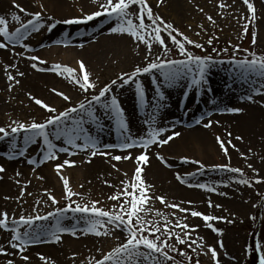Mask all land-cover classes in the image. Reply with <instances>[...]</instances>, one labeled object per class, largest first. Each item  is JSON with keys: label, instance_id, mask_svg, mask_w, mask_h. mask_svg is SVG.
<instances>
[{"label": "rangeland", "instance_id": "rangeland-1", "mask_svg": "<svg viewBox=\"0 0 264 264\" xmlns=\"http://www.w3.org/2000/svg\"><path fill=\"white\" fill-rule=\"evenodd\" d=\"M1 1L3 0H0V3ZM86 1L68 3L69 13L66 15L63 13L58 18L48 12L52 20L43 17L41 22L45 27L39 32L33 33L24 41L28 48L32 49L31 53L26 52V48L20 46H16L14 49L11 47L0 49L6 54L13 52L12 55L10 54L12 64L0 68V127H6L12 120L25 123L32 120L43 122L46 116L50 114L37 105L32 99L33 97L55 107L57 112H60L78 104L81 100H84L85 96L91 98L92 95L98 94L102 87L117 79L122 73H131L136 66L143 67L148 62L146 46L142 43L138 44L127 34L111 33L110 28L115 25V21L109 23L103 17L79 25L59 23L56 26L58 36L55 35V31L52 39H44L45 32H49L47 30L48 26L57 19L81 18L83 15L94 12L88 10L87 4L94 5L95 3L89 0V3L86 4ZM249 2L256 9L254 21L251 20V13L243 0H163L162 3H158V0H148L154 14L159 15L166 23L172 24L184 36L203 45L202 49L186 45L188 51L202 57L211 56L214 61H217L210 68L207 75V88L210 89L209 91L216 93L212 99L213 103L203 106L204 103H201V97L204 93L200 90L184 96V92L187 91L184 87L168 89L164 106L156 112V124L154 125L156 128L166 130L162 133L163 138L172 135L174 132L182 134L184 131L198 132V130H202L203 134L207 136V139H205L208 141V145H205L202 148L203 150L200 148V151L198 145L192 141L188 144L189 149L184 150L182 148L183 150H178L179 148L174 149L173 138L166 145L150 146L147 151L148 163H141L143 178L147 184L153 186L152 194L165 197L168 203L183 202L182 207L223 218L210 222L215 229L222 233L220 235L208 228L201 218L188 215L184 222L189 224L190 227L196 228V231L191 233V239L202 237V241L198 240L197 244L203 243L205 247L202 251L197 245H193L197 248L196 252H193L186 245H176L178 251L169 252V255L174 257L176 264H188L186 258L179 254L180 252H187L192 257L191 264H195L197 259H199L200 264H214L210 253L204 254L208 246L216 248L220 264H258L257 254L253 250L255 237L257 236L258 241L264 243V206L261 205L264 202V182L256 183V180L264 181V79L241 77L235 65L231 63L233 60L248 58L249 52H254L257 56H264V0H249ZM221 4L225 6L221 8ZM94 6H96L95 11L99 10L97 4ZM15 12L21 15L24 22L31 18L19 13L18 10ZM36 12H38L36 7H30L27 11V13ZM208 16L213 18L214 24L207 19ZM133 19L134 22L138 23L134 16ZM245 24H248L246 34L244 32ZM18 26L19 24L9 18L10 30H14ZM254 32L256 34L255 44L252 43ZM79 35H82V40L78 39ZM162 35L172 49L165 58L183 59L178 49L172 45L171 40L167 39V34L162 33ZM177 38L182 39L179 36ZM209 39L213 41L211 45L207 43ZM0 42H3L2 38H0ZM102 43L106 46H112L110 47L111 50H104L105 47L100 48ZM62 45H66V47ZM91 46L95 48L97 53H94L95 55L90 61H86L83 57L84 54H79L84 51V48ZM127 46L129 47L128 53L123 54ZM51 49L73 50V52L63 56L56 53L51 56L45 54V51ZM213 49H216V51H213ZM225 49L227 51H224ZM76 54L79 55L77 60L83 61L88 69L86 70L91 74V82L96 84L94 91L90 90L88 93H83L77 85L65 78L66 74L58 75L50 70L36 72L31 67L33 63L37 64V68L44 69H51L54 64L72 67L71 62L74 60L72 57ZM33 55L47 63L40 64L39 61L30 60L28 57ZM157 55H163V50L159 45L154 44L152 58L154 59ZM62 58H65L66 62ZM220 61H223V63ZM19 73H23V75L21 76ZM39 74L46 76V78H37L36 75ZM8 75L14 76L15 79L10 81ZM156 75L159 77L158 72ZM138 79L143 83L145 90L147 89L146 95L152 102L146 113L155 112L156 109L152 105L155 104L156 100L151 97L153 94L150 93L155 86L151 83L148 75L138 77ZM16 81H19V83H16ZM160 82L163 83L162 78H160ZM120 83L118 80L108 98L110 99L112 95H115L121 108H125L129 99L132 102L134 100L136 95L135 85L129 84L121 88ZM56 92L68 95L71 102L64 101L61 96L56 95ZM248 96H251L252 99H247ZM220 97H223L226 102L217 106L216 102ZM134 106L136 107L134 112L138 116L136 118L138 124L130 129V135L133 138H138L146 135L149 125L145 123L146 113H139L137 106L133 104ZM228 108H238L242 111L230 113L226 111ZM212 110H220L216 114L218 119H224L226 124L230 123L229 126H232L225 134L227 137L215 131L218 124L205 127V124L196 123ZM97 116V123L85 124V127L98 140L100 149L111 152L112 155H128L127 151H121L118 148L105 149L103 147L106 144H119L122 137L117 131L114 120L106 116L99 105H97ZM249 116L254 117L253 120L256 119L257 127L254 129L255 131L236 132L238 126L243 124L239 118L246 119ZM125 118L127 120L126 113ZM161 120L165 121L168 126L174 125L176 127L170 129L162 126ZM173 120L174 123L171 122ZM190 125L191 127L188 128ZM183 126L186 129H183ZM229 133H231L230 136ZM199 135L201 136V134ZM237 136L242 139L237 140ZM217 137L225 142V146L228 148L227 156L220 148ZM229 140H231V145H235V148L227 143ZM16 142L18 149L27 147L29 153H35L39 149L43 152V147H45L42 138H38L37 144L25 146L23 133L17 136ZM54 142L57 144V148L67 146L62 141ZM78 143L80 142L78 141ZM10 149V137L0 140V156L2 162H4L0 165L6 169L4 173H0V177L5 178L7 176L5 174L9 172L6 162L16 163L14 172L10 177H7V181L13 188L12 193L2 194L0 192V213L6 211L10 220L12 218L18 220L21 215L25 217L37 214L47 215V213L55 211L56 208H64L69 203L64 198L63 183L55 171V166L61 164L64 160L75 162L74 167L65 166L61 170V174L69 179L72 190L81 194L74 196L72 199L80 204L100 201L97 206L106 210L112 208L115 202L108 199L109 194H112L114 189L108 187L105 181L119 186L121 181L133 175V170L137 166L133 160L114 161L111 160L110 156H99L98 160L93 162L94 159L89 158V152H77L76 149L71 148L69 153L58 152V160L41 163V159H35L37 165H30L27 163L29 159L27 155L8 160ZM207 149L214 150L213 154L208 155ZM138 150H130L133 157L141 154V152L135 153ZM73 152L76 154H72ZM158 155L164 158L163 163L157 158ZM184 158H187L188 161H199L205 167L200 169L198 164L185 163L183 162ZM95 164L98 165L96 166L97 169L92 168ZM113 165H115V168ZM126 165H129V169H125ZM215 165H230L233 168L241 169L243 178L248 179L251 186L237 182L241 178L239 173L215 169ZM154 167L157 170L155 168L154 173L150 174V169ZM116 169H119V171ZM17 172L20 173L19 176L16 175ZM163 172H167V174ZM124 173H127V177ZM192 173H195V175H190ZM177 174L183 177L186 183H181L177 179ZM37 177H43V179H37ZM17 181L20 183H17ZM25 184H27L25 195L22 199H18L20 190ZM188 184H207L209 187L215 188V191L208 192L198 187H189ZM28 193H31V195ZM49 193L59 201L58 204L53 205L48 200L47 194ZM220 193H224V195ZM188 196L195 198L190 199ZM37 200L41 201L39 205L36 204ZM209 200L212 207H209ZM189 201H191V204L188 203ZM217 205L220 207H217ZM152 207L153 212L146 219L156 218L160 220L161 224H163V218L154 216L156 210L169 215V219L173 222L175 218L185 216L184 213L176 212L174 218L170 215L174 210L166 208L159 201H154ZM75 215L79 216L80 214ZM73 216L74 214L69 212L62 220V225L71 226L75 223ZM251 217H256V219L253 220ZM55 222V219L50 217L48 221H36L35 225H55ZM20 230L24 231V227L22 226ZM176 231H179V229H176ZM10 235L9 232L0 229V248L8 253L7 255L0 254V264H7L9 259H12L14 264H25L20 259L18 249L11 248ZM124 235L119 230H116L115 235L112 237L85 235L79 231H77L76 236L64 233L58 243L48 242L51 237L42 238L41 241L32 243L34 246L28 247L24 255L30 258L27 264H45V261L39 259L40 255L46 258L47 264H88L90 260L101 259L103 254L122 242ZM115 237L121 239L118 240ZM220 241L223 242V248L220 247ZM169 243L175 244V241L171 240ZM30 248H34L35 251L29 250ZM49 252H53V255L56 254V256H48ZM160 259L163 260V257H160ZM166 264H173V262H166Z\"/></svg>", "mask_w": 264, "mask_h": 264}, {"label": "snow or ice", "instance_id": "snow-or-ice-1", "mask_svg": "<svg viewBox=\"0 0 264 264\" xmlns=\"http://www.w3.org/2000/svg\"><path fill=\"white\" fill-rule=\"evenodd\" d=\"M93 3L98 5L99 10L90 14L83 15L81 18L65 19L63 21L56 20L51 23L47 30L52 31L56 28L57 24L64 23L68 25L86 24L89 21H93L96 18L103 17L106 21L111 23L115 21V25L110 28V32L113 34H127L133 38L137 43H142L147 48V60L145 66H136L131 73H122L117 79L112 80L111 83L102 87L98 94H94L91 98L85 96L84 100H81L78 104L68 107L63 111L57 112V109L48 105L40 99H34L35 103L41 108L45 109L50 115L46 116L43 122H37L32 120L29 123L12 120L6 127H0V140L5 138H11V149L8 159H15L17 156H25L27 153V147L17 148L16 138L19 134L23 133V143L25 146L37 144L38 138H42L43 156L41 163L47 161L58 160L59 153H69L71 149H79L85 152H89L91 157L97 155L110 156L111 160H133L137 165L133 170V175L126 180L121 181L119 186L112 185L105 181L108 187L114 189L112 194H109L108 199L115 202L110 209H104L98 207L100 201H90L84 204L77 203L72 198L74 196L81 195L74 192L70 187L69 179L61 174V170L65 166L74 167L75 162L64 160L61 164L55 166V171L63 183L64 198L69 203L64 208H56L55 211L47 213V215H35L25 217L21 215L19 219L12 218L10 220L9 214L5 211L0 213V229L9 232L10 246L12 249H18L20 253V259L27 264L29 257L24 255L27 248L37 241H41L42 238L51 237L48 242H60L61 235L68 233L72 236L77 235V231L82 232L85 235L92 234L97 237H112L115 235L116 230L125 234L122 242L113 247L106 254H103L101 259H93L88 264H166V262H173L176 264L174 257L169 255L171 251H178L176 245H186L193 252H196L197 248L193 245H197L202 251L204 250V244H197V241H202V237L191 239V233L196 231V228L190 227L185 223L188 215L191 217L201 218L208 228H211L213 232H218L210 223L213 220L223 219L221 217H214L212 215H206L197 210H190L182 207L181 203H168L165 197L155 196L152 194L151 185L147 184L143 178V167L141 163H148L147 151L152 145L163 146L169 143L174 136H179V132H174L172 135L166 138H161V134L166 131L164 128H156V112L160 111L164 106V102L167 99V90L174 87H184L187 91L184 92V96H188L191 92L200 90H210L207 88V75L212 66L217 63L211 56H199L194 55L188 51L186 45H192L195 48L202 49L203 45L197 43L183 33H180L172 24L166 23L159 15L153 13L152 7L149 5L148 0H92ZM163 0H158V3H162ZM243 3L247 5L248 11L251 13V20H255L256 9L249 0H243ZM225 5L221 4L223 8ZM14 8L19 13H23L31 18L26 22L22 21L21 15L16 12L11 14V20L19 24L14 30H10L9 19L5 16H0V38L3 42H0V49H9L20 46L21 48H28V45L24 43L33 33L39 32L45 25L41 22L43 17L41 12L27 13L26 9L19 4H14ZM43 8V5H41ZM202 11V9H201ZM133 16L135 20L134 22ZM48 20H52V17H48ZM207 19L211 23H215L211 16ZM148 21V23H146ZM201 27H203L201 25ZM248 24L244 25V32L247 33ZM162 33L167 34V39L171 40L173 46H175L179 54L183 59H167L168 53L171 52V48L166 43V38ZM175 33V34H174ZM199 35V33H197ZM182 39H178L177 37ZM212 39H209L207 43L212 44ZM252 43H256V34L253 33ZM159 45L163 50V55H157L152 58L153 45ZM29 51L32 49L28 48ZM216 51V49H213ZM224 51H227L225 49ZM32 61H39L40 64H46L44 60H40L39 57L33 55L28 57ZM223 63V61H220ZM238 70V74L246 79H264V56H257L254 52L248 53V58L242 60L231 61ZM79 72L69 66H63L60 64L52 65L51 69L37 68V64L33 63L31 67L39 71L50 70L56 72L58 75H65L66 79L74 83L79 87L83 93H88L90 90L96 89V84L91 82V74L86 70L83 61L78 62ZM7 71V69H5ZM159 73L157 77L156 73ZM23 75V73H19ZM148 75L151 79V83L155 86V104L152 105L156 112L146 113L145 123L149 125L148 131L145 136L133 138L130 135V129L125 118L124 110L121 108L119 101L115 95L109 97V93L112 91L113 86L117 85L119 80L120 87L125 85L134 84L135 92L138 99V103L141 107L147 108L152 102L146 95L145 87L138 77ZM160 78L163 83L161 84ZM8 79L14 80L15 77L8 75ZM19 83V81H16ZM55 92V90H53ZM56 95L61 96L66 102H71V98L62 93L56 92ZM103 98V100H102ZM247 99L251 100L252 97L248 96ZM97 105L104 110V114L110 119H113L117 131L119 132L122 140L119 144H106L103 147L105 149H120L121 151H127L128 155H112L111 152L102 151L99 147V142L90 134V130L85 127V124L97 123ZM226 111L230 113H238L242 111L238 108H228ZM200 121H197L199 123ZM210 127L211 123L204 125ZM231 133H229V136ZM237 140L242 139L237 136ZM54 141H62L66 147L57 148V144ZM78 141L80 143H78ZM217 142L220 148L224 152V155H228V148L225 146V142L217 137ZM231 145V140L227 141ZM235 148V145H231ZM140 148L141 154L133 157L131 154L132 149ZM238 151V149H237ZM72 154H76L73 152ZM161 162H164L162 156H157ZM90 162V161H89ZM185 163L191 162L198 164L200 169H204L205 165L199 161H188L184 158ZM27 163L30 165L36 164L33 159H28ZM115 168V165H113ZM251 167V165H249ZM215 169L225 170L231 173H239L241 178L237 181L240 184L251 186L248 179L243 178L242 170L239 168H233L230 165H215ZM35 170V169H33ZM119 171V169H116ZM6 169L0 165V173H4ZM20 175L19 172L16 173ZM127 177V173H124ZM190 175H195L192 173ZM2 179V177H0ZM37 179H43V177H37ZM177 179L181 183H186V180L177 174ZM264 181L256 180V183ZM17 183H20L17 181ZM30 183V181H29ZM189 187H198L205 189L208 192L215 191V188L209 187L207 184H188ZM82 187V185H81ZM27 184L20 190V196L18 199H22L25 195ZM31 195V193H28ZM224 195V193H220ZM48 200L53 205L58 204L59 201L50 193ZM7 199V197H6ZM159 201L161 205L166 208L173 209L170 214L175 218V213H184L183 218L169 219V215L156 210L155 217H162L163 224L159 219L153 218L151 220L146 217L153 212V202ZM41 201L37 200L36 204L39 205ZM47 203V201H45ZM191 204V201L188 202ZM73 205H75L73 207ZM264 206V205H262ZM209 207H212V203L209 200ZM217 207H220L217 205ZM71 212L74 214L73 219L75 223L71 226H63L62 220L66 215ZM75 214H80L76 216ZM52 217L55 219V225H35L36 221H48ZM253 220L256 217H251ZM231 222V221H229ZM24 227V231H21V227ZM179 229V231H176ZM121 239L120 237H115ZM174 240L175 244H170L169 241ZM220 247L223 248V242L220 241ZM254 252L258 257V264H264V243L256 241L253 247ZM247 252V250H246ZM211 255L214 264H220L218 259V253L215 247L208 246L204 254ZM0 254L7 255L0 248ZM181 256H184L191 264L192 257L187 252H180ZM163 257V260L160 259ZM41 261H45L46 258L42 255L39 256ZM7 264H14L12 259L7 261ZM195 264H200L199 259Z\"/></svg>", "mask_w": 264, "mask_h": 264}, {"label": "bare ground", "instance_id": "bare-ground-1", "mask_svg": "<svg viewBox=\"0 0 264 264\" xmlns=\"http://www.w3.org/2000/svg\"><path fill=\"white\" fill-rule=\"evenodd\" d=\"M9 1L10 0L1 1V3H0V16H5L8 19L11 18V14L13 12L17 11V9L14 8V4H19L21 7L26 9V11H29L30 7H36L37 11L41 12L42 17H44V19L45 18L47 19L49 17V13L52 14V16L54 15L56 18L61 16L63 13H64V15L68 14L69 13V11H68V5L69 4L68 3H76V2H80V1L85 2L86 0H64L65 2L63 0H11L10 2ZM87 3H89V0L86 1V4ZM41 5H43V8H41ZM94 5L93 4H89V5L87 4L88 10L89 11L90 10L91 11H95L96 6H94ZM77 10H79V9H77ZM83 14H81V15H83ZM59 21H63V20H59ZM56 28L53 29L52 31L45 32V34L43 36L44 39H52L53 34L55 33V31H56L55 35L58 36ZM79 40H82V37H80ZM103 47H105L104 50H107V49L111 50L110 47H112V46H106V45H104L102 43V46H100V48H103ZM128 48L129 47L127 46L125 51L123 50L124 51L123 54H127L128 53ZM70 52H73V50L51 49L49 51H45V54H48V56H51V55H55V53H56V54H60V55L63 56L64 54L68 55V53H70ZM11 53L12 52H10V54ZM50 53H52V54H50ZM94 53H97V52H96L95 48L93 46H91L89 48H84V51L81 52L79 55H83L84 54L83 57L85 58V60L86 61H90L91 58H93V56L95 55ZM10 54H6V53L0 51V68L5 66V65L10 66L12 64V57H11L12 54L11 55ZM79 55L78 54H76V56L73 55L72 58L74 60H72V62H71V66L74 67L75 69H77L78 72H79L78 62L80 60H77L78 59L77 57ZM62 59L66 62L65 58H62ZM67 61H69V60H67ZM36 77L37 78H46V76L40 75V74L36 75ZM146 91H147V89H146ZM150 93L153 94L151 97L155 98L154 90L152 92H150ZM203 93L204 94L201 97V99H202L201 103H204L203 106H208V104L213 103L212 99H213V96L216 93H213V92H211L209 90L203 91ZM223 102L225 103L226 101L224 100L223 97H220L218 99V101L216 102V104H218L217 106H220V105L223 104ZM135 103H136V101L133 100V102H132V100L129 99L127 104H126V106H125V108L122 107V109L124 110V113L127 114V120L126 121L128 123L129 129L133 128L135 124H138V120L136 119L138 116H136V113L134 112V109H136V107L135 106L133 107V104H135ZM148 108H149V106L146 109L142 107V113H146ZM217 112H218L217 110H212L211 112H209V115H208V118L206 120V123L208 124L210 122L211 124H214V125L218 124L217 128L215 129V131L219 132V134L225 135L227 133V131L231 129L232 126H229L230 123L226 124L224 122V119H218V115H216ZM253 119H254V117L251 118L250 116L248 118H246V119H244L242 117L239 118L240 122H243V124L241 126H238V129H237L236 132L243 133L244 130H245V132H251L252 130L256 129V127H257L256 123L257 122H255L256 119L255 120H253ZM171 122L174 123V120L171 121ZM175 122H177V121H175ZM250 122H252V123H250ZM160 123H161L162 126H166V127L170 128V129L176 127L174 125L173 126H168L166 124V122L162 121V120H161ZM242 126H243V128H242ZM183 129H185V127H183ZM203 133L204 132L202 130H198V132L197 131H193V132L184 131V132H182V134H180L178 138H177V136H175L176 138L174 137V140H172V143L175 145L174 149H178L179 148L178 150H183L182 148H184V150L185 149L187 150V149H189L188 144H190L193 141V142H195L196 145H198V148H199L198 150H200V148H201V150H203L202 148H204L205 145H208V141L206 140L207 136L204 135ZM199 134H201V136ZM225 137H227V135H225ZM161 138H163V134H161ZM141 151L142 150L139 149L135 153H138V152H141ZM206 152L209 155V154H213L214 150L207 149ZM88 155H89V158L94 159L93 162L98 160L99 156H101V155H97L95 157H91L90 153ZM19 161H21V160H19ZM0 163L1 164L4 163L1 160V156H0ZM6 164H7L6 166H7L8 170H9V172L6 173L5 175H7V176H5V178L3 177L2 181H0V192H2V194H6V193L7 194H11L12 191H13V188L11 187L10 183L7 181V177H10L11 174L14 172V170H15L14 168H15V164L16 163H7L6 162ZM96 166H98V165L95 164L92 168L93 169H97ZM128 166L129 165H126L125 169H129ZM156 167L151 168L152 170L150 169V174L154 173L153 170ZM156 170H157V168H156ZM163 173L167 174V172H163ZM189 198L192 199V198H195V197H189ZM5 236H6V234H5ZM48 249H50V248H48ZM29 250L35 251L34 248H30ZM48 256H56V254L53 255V252H49Z\"/></svg>", "mask_w": 264, "mask_h": 264}]
</instances>
